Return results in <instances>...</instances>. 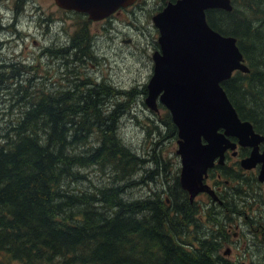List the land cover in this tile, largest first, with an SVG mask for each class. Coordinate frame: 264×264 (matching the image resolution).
Wrapping results in <instances>:
<instances>
[{
  "label": "trees",
  "instance_id": "1",
  "mask_svg": "<svg viewBox=\"0 0 264 264\" xmlns=\"http://www.w3.org/2000/svg\"><path fill=\"white\" fill-rule=\"evenodd\" d=\"M27 1L16 0L19 12ZM242 5L246 15L234 7L216 14L220 20L208 13V21L215 30L236 38L248 62V73L236 71L221 86L238 116L264 135V0ZM86 22H80L69 45L47 52L75 56L83 44L86 49L81 52L86 53L90 46ZM6 27L0 22V31ZM30 69L36 75L28 63L0 62V81L5 80L0 89L11 88L12 105L24 107L0 126V264H231L221 257L223 246L214 235L221 228L215 210L207 211L210 220L204 225L178 177L167 186L165 197L159 191L144 199L123 200L126 185L115 184L62 191L60 186L71 184L66 180H84V174L72 171L75 167L109 166L116 179L124 180L145 162L157 160L139 157L122 144L116 128L121 114L105 109L112 97L110 87L92 84L80 93L67 88L49 92L41 87L45 82L40 88L33 79L23 78ZM164 122L175 135L169 113ZM93 133L98 145L90 153L68 152L71 146L87 143ZM242 152L244 148L240 156L247 153ZM221 175L233 184L226 199L240 197L244 181L238 170L227 168Z\"/></svg>",
  "mask_w": 264,
  "mask_h": 264
},
{
  "label": "rangeland",
  "instance_id": "2",
  "mask_svg": "<svg viewBox=\"0 0 264 264\" xmlns=\"http://www.w3.org/2000/svg\"><path fill=\"white\" fill-rule=\"evenodd\" d=\"M166 1L140 0L134 8L121 10L114 17L90 21L87 15L59 8L54 0H28L22 12H19L21 8L16 0H0V22L7 26L0 31V62L22 61L35 67L36 75L30 69L29 73L23 74V78L31 82L33 79L38 87L45 82L47 85L41 84V87L49 92L67 88L80 93L81 88L84 91L92 84L107 85L112 97L105 109L121 114L116 128L122 144L139 157L147 160L155 157L157 160L156 163L153 160L156 165L144 161L141 169L124 180H121V176L116 179L114 175L117 173L111 174L109 166L75 167L72 171L84 174V180H66L71 184L68 187L60 186L62 191H90L91 186L102 188L115 184L126 185L121 197L123 200L144 199L159 194V191L160 196L165 197L169 192L167 186L172 185L179 176L181 164L180 156L176 153L177 136L169 131L164 122L168 109L161 103H158L157 110L150 109L144 102L146 94L143 93L152 75V54L159 49V31L152 15ZM235 1L234 6L246 15V8L242 5L246 0ZM247 19L253 22L252 16L247 15ZM85 20L90 37L86 53L81 52L86 49L83 44L79 48L81 51H75V56L63 57L47 52V49L55 51L69 45L80 22ZM255 22L258 24V20ZM4 82V79L0 81V87ZM8 91H12L11 88L2 90L0 96V126L16 118L18 112L24 109L21 105L17 108L12 105L15 92L8 94ZM87 143L71 146L68 152L90 153L98 145L94 133ZM237 160L238 157L230 156L227 163L232 165ZM237 170L239 180L244 181L240 187L241 195L233 200L228 198L229 209L226 213L215 214L217 220L225 216L224 228L229 230L227 240L229 244L235 242L231 246H223L220 253L222 255L225 248L230 247L231 255L226 259L231 264H264V236L260 235L264 231V188L255 181L257 168L244 170L239 166ZM259 223L263 224L257 231ZM214 228L217 230L218 226ZM234 231L240 234L237 239L232 237Z\"/></svg>",
  "mask_w": 264,
  "mask_h": 264
},
{
  "label": "water",
  "instance_id": "3",
  "mask_svg": "<svg viewBox=\"0 0 264 264\" xmlns=\"http://www.w3.org/2000/svg\"><path fill=\"white\" fill-rule=\"evenodd\" d=\"M134 1L54 0L58 7L85 13L91 20L106 18ZM209 8L231 10L232 4L230 0L169 1L152 16L159 31V49L152 54L144 101L156 110L158 99L171 115L181 163L179 182L190 201L201 191L217 198L203 183V176L216 159L223 163L228 149L235 155L237 144L251 148L240 166L251 169L259 163L258 180L264 184V150L259 151L264 135L238 116L221 86L234 70L248 72L249 68L236 39L221 35L207 23L205 10Z\"/></svg>",
  "mask_w": 264,
  "mask_h": 264
},
{
  "label": "flooded vegetation",
  "instance_id": "4",
  "mask_svg": "<svg viewBox=\"0 0 264 264\" xmlns=\"http://www.w3.org/2000/svg\"><path fill=\"white\" fill-rule=\"evenodd\" d=\"M169 1V0H167ZM176 1V0H175ZM231 1V0H230ZM232 3V9L231 10H226V9H222V8H209V9H206L205 10V15H206V21L207 23L209 24V26L212 28L211 24H210V21L209 18H208V13H210V15L213 17L214 15V18L216 20H220L221 18L215 16L216 14H222V13H225V12H231L233 10V8L235 7L233 4V2L231 1ZM133 8V7H132ZM163 8V7H162ZM161 8V9H162ZM160 9V10H161ZM121 10H130L129 8H126V9H120L119 13L121 12ZM159 10V11H160ZM158 12V11H157ZM117 13V14H119ZM116 13L107 17V18H111V17H114L117 15ZM84 15V14H83ZM85 16V15H84ZM217 17V18H216ZM107 18L103 19V20H106ZM213 18V19H214ZM214 29V28H212ZM215 30V29H214ZM217 31V30H216ZM218 33H220L219 31H217ZM221 35L223 36H230V35H227V34H222L220 33ZM242 53V52H241ZM244 58V56H243ZM244 62H246L248 64V62L246 61V58H244ZM236 72V71H235ZM233 72V73H235ZM240 72V71H239ZM243 73V72H241ZM229 79V78H228ZM227 80V79H226ZM225 81V80H223ZM232 141L236 142V138H231ZM264 143V142H263ZM263 143L260 144V149L259 150H262L264 149L262 146H263ZM244 148V152H242L243 154L245 152H247L244 156H247L251 150L250 147H241L239 146V144H237V147H236V155H234V157H240V153H241V149ZM232 156L233 157V154H232V151L230 150H227L224 152V160H223V163L219 164L218 163V159H216L214 161V165L209 168L207 170V173L206 175L203 177V183H205L207 186H209L211 189L214 190L215 192V195L217 196L216 199H213V196L209 193V192H204V191H201L199 193H197L194 198H193V201H190L189 199V193L184 190L181 186H180V183H179V186L180 188L186 193L187 195V198L189 199L190 203H195L196 207H197V210H198V213H197V218L200 219V221L206 225L208 223V221L210 220L207 216V211L210 209H214L215 210V213H226L225 211H227L229 209V201L226 199L227 196H229L230 194V190L232 189L233 187V184L231 183L230 180H228L227 178H225L223 175H221V172L222 170L224 169H229L231 168L233 172L236 173L237 171V162L233 163L232 165H229L227 163V160L229 159V157ZM243 156V157H244ZM236 166V167H235ZM223 167V168H222ZM256 168H259V165H257ZM222 169V170H221ZM255 169V168H254ZM250 170H253L252 168ZM258 170V169H257ZM257 176V175H256ZM179 181V180H178ZM259 182V181H258ZM259 184L262 186V183L259 182ZM221 220V221H220ZM220 222V231H217V232H214V235H216V239L219 238L218 241V244L220 246H227L229 244L228 240H227V236H228V232L229 230L228 229H225V219H224V216H220V219L217 221V223ZM252 223V222H251ZM260 224H263V223H259L257 226V231L260 229L259 226ZM261 236H264V231L262 232V234H260ZM240 236L239 233H237L236 231H234L232 233V237L237 239L238 237ZM235 242L234 241H231V243L229 244L231 246V244H234ZM231 255V248L230 247H226L225 250L222 252V255L221 257H228Z\"/></svg>",
  "mask_w": 264,
  "mask_h": 264
}]
</instances>
